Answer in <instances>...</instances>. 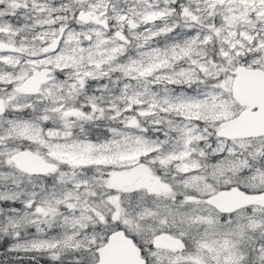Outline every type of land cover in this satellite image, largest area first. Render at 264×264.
I'll list each match as a JSON object with an SVG mask.
<instances>
[{"label":"snow or ice","instance_id":"snow-or-ice-1","mask_svg":"<svg viewBox=\"0 0 264 264\" xmlns=\"http://www.w3.org/2000/svg\"><path fill=\"white\" fill-rule=\"evenodd\" d=\"M0 264H264V0H0Z\"/></svg>","mask_w":264,"mask_h":264}]
</instances>
